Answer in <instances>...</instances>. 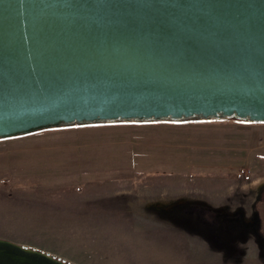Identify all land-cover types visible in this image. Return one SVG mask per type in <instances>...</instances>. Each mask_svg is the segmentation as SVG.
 <instances>
[{
    "label": "rangeland",
    "instance_id": "obj_1",
    "mask_svg": "<svg viewBox=\"0 0 264 264\" xmlns=\"http://www.w3.org/2000/svg\"><path fill=\"white\" fill-rule=\"evenodd\" d=\"M263 136L200 118L0 138V239L72 264H264Z\"/></svg>",
    "mask_w": 264,
    "mask_h": 264
},
{
    "label": "water",
    "instance_id": "obj_2",
    "mask_svg": "<svg viewBox=\"0 0 264 264\" xmlns=\"http://www.w3.org/2000/svg\"><path fill=\"white\" fill-rule=\"evenodd\" d=\"M264 121V0H0V138L62 123ZM0 264H72L0 239Z\"/></svg>",
    "mask_w": 264,
    "mask_h": 264
},
{
    "label": "crops",
    "instance_id": "obj_3",
    "mask_svg": "<svg viewBox=\"0 0 264 264\" xmlns=\"http://www.w3.org/2000/svg\"><path fill=\"white\" fill-rule=\"evenodd\" d=\"M219 119L234 120L237 124H240V125H242L244 123L249 124L250 126L257 127V128L262 129L264 131V121H250V120H246V119H235V118H219ZM251 141H253V139ZM260 141H261V148L264 149V136H263V138H260ZM262 156L264 157V155H262Z\"/></svg>",
    "mask_w": 264,
    "mask_h": 264
},
{
    "label": "trees",
    "instance_id": "obj_4",
    "mask_svg": "<svg viewBox=\"0 0 264 264\" xmlns=\"http://www.w3.org/2000/svg\"><path fill=\"white\" fill-rule=\"evenodd\" d=\"M192 119H197V118L195 117V118H192ZM161 120H169V119H161ZM183 120H189V119L185 118ZM133 121L144 122V121H158V120H133ZM73 124H76V123H62V125H73ZM23 134H26V133H23Z\"/></svg>",
    "mask_w": 264,
    "mask_h": 264
},
{
    "label": "bare ground",
    "instance_id": "obj_5",
    "mask_svg": "<svg viewBox=\"0 0 264 264\" xmlns=\"http://www.w3.org/2000/svg\"><path fill=\"white\" fill-rule=\"evenodd\" d=\"M258 182V181H257Z\"/></svg>",
    "mask_w": 264,
    "mask_h": 264
}]
</instances>
